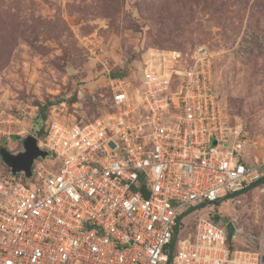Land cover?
Masks as SVG:
<instances>
[{"label":"built area","instance_id":"built-area-1","mask_svg":"<svg viewBox=\"0 0 264 264\" xmlns=\"http://www.w3.org/2000/svg\"><path fill=\"white\" fill-rule=\"evenodd\" d=\"M211 53L186 67L162 55L139 83L110 76L111 112L47 122L32 175L0 169V264H264L206 204L264 177Z\"/></svg>","mask_w":264,"mask_h":264},{"label":"rangeland","instance_id":"rangeland-1","mask_svg":"<svg viewBox=\"0 0 264 264\" xmlns=\"http://www.w3.org/2000/svg\"><path fill=\"white\" fill-rule=\"evenodd\" d=\"M200 47L212 52L214 89L243 123L249 155L262 156L264 0H0V169L2 152L38 143L47 122L111 112L114 73L139 83L146 62L164 55L186 67ZM218 203L206 204L236 246H264V185Z\"/></svg>","mask_w":264,"mask_h":264},{"label":"water","instance_id":"water-1","mask_svg":"<svg viewBox=\"0 0 264 264\" xmlns=\"http://www.w3.org/2000/svg\"><path fill=\"white\" fill-rule=\"evenodd\" d=\"M2 153L4 163L11 168L12 172L24 171L27 177L32 175V165L35 159L44 158L49 154L47 150L41 149L36 141L32 145H26L25 150L18 153L8 150ZM228 227L232 229L231 225H228Z\"/></svg>","mask_w":264,"mask_h":264},{"label":"trees","instance_id":"trees-1","mask_svg":"<svg viewBox=\"0 0 264 264\" xmlns=\"http://www.w3.org/2000/svg\"><path fill=\"white\" fill-rule=\"evenodd\" d=\"M119 76H123V75H120V74H117V73H114L112 75V77H119ZM60 102H63V101H58V103H60ZM54 104H56V102L49 101L46 104H43V105H41L39 107V109H40V119L45 120L47 118V110L49 109V107H51ZM45 133H46V131H45V128L44 127H41V128H39L37 130V134L39 136H43ZM261 185H264V177H261L260 179L254 181L249 186H247L244 190H242V191H240V192L232 195L230 197V199L233 198V197H235V196H237V195L243 194V193H245L247 191L253 190L254 188L260 187ZM226 200H228V199H226ZM219 204L220 203H218V205ZM232 233H233V230L230 229V234L232 235Z\"/></svg>","mask_w":264,"mask_h":264},{"label":"crops","instance_id":"crops-1","mask_svg":"<svg viewBox=\"0 0 264 264\" xmlns=\"http://www.w3.org/2000/svg\"><path fill=\"white\" fill-rule=\"evenodd\" d=\"M255 189V188H254ZM222 203H220L219 205H218V207H220V205H221Z\"/></svg>","mask_w":264,"mask_h":264}]
</instances>
